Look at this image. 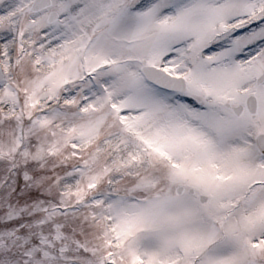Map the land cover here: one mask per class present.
<instances>
[{
	"label": "snow or ice",
	"instance_id": "1",
	"mask_svg": "<svg viewBox=\"0 0 264 264\" xmlns=\"http://www.w3.org/2000/svg\"><path fill=\"white\" fill-rule=\"evenodd\" d=\"M0 264H264V0H0Z\"/></svg>",
	"mask_w": 264,
	"mask_h": 264
}]
</instances>
